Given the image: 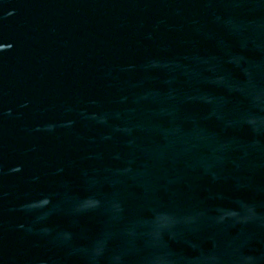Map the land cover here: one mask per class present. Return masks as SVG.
<instances>
[{
	"label": "water",
	"instance_id": "obj_1",
	"mask_svg": "<svg viewBox=\"0 0 264 264\" xmlns=\"http://www.w3.org/2000/svg\"><path fill=\"white\" fill-rule=\"evenodd\" d=\"M0 264H264V0H0Z\"/></svg>",
	"mask_w": 264,
	"mask_h": 264
}]
</instances>
